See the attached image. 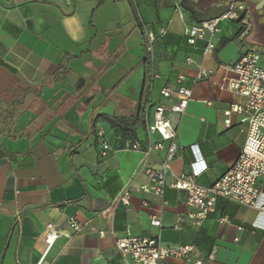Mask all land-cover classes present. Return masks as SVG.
<instances>
[{
	"label": "crops",
	"instance_id": "crops-1",
	"mask_svg": "<svg viewBox=\"0 0 264 264\" xmlns=\"http://www.w3.org/2000/svg\"><path fill=\"white\" fill-rule=\"evenodd\" d=\"M228 1L199 0L200 21L223 14ZM191 4L0 0V264H129L115 247L127 230L164 247L191 245L206 264H264V230L254 226L264 212L219 198L199 220L187 193L170 186L196 168L203 169L197 183L213 185L236 163L249 132L238 113L227 127L225 112L245 104L227 88L235 77L228 66L255 50V28L243 34V14L222 21L214 50L205 53L206 40L187 41L200 22L185 7ZM146 32L156 37L153 60ZM200 66L208 75L196 82ZM167 87L188 89L190 100L184 113L167 111L179 148L157 196L141 188L146 169H161L167 157L169 142L150 150L162 139L149 132L154 107L179 102L162 97ZM140 109L143 122L133 132L111 123ZM100 139L113 148L107 157ZM126 188L129 205L119 200ZM71 216L80 231L47 252L46 225L68 230ZM152 217L161 218V228Z\"/></svg>",
	"mask_w": 264,
	"mask_h": 264
},
{
	"label": "built area",
	"instance_id": "built-area-1",
	"mask_svg": "<svg viewBox=\"0 0 264 264\" xmlns=\"http://www.w3.org/2000/svg\"><path fill=\"white\" fill-rule=\"evenodd\" d=\"M197 4L199 0H191ZM243 14L242 22L245 25L243 34H248L253 27L250 18L248 6L244 0H229L228 9L216 18L196 22L187 30L186 37L190 44L196 40L203 39L207 41L205 53H211L215 45L213 37L220 31V23L225 20H234L240 18ZM156 37L152 32H146L144 36V46L146 57L154 58V45ZM228 69L235 75L228 81L227 88L245 98L243 106H234L225 112L227 119L225 124L230 127L232 122L229 116L232 113L243 115V122L249 124V132L246 143L236 163L224 173L213 185L202 186L197 183L196 178L203 169H194L192 175H176L171 187L185 191L187 193V204L196 211V218L204 220L208 215L215 211L216 203L219 198H225L234 201L240 205L252 206L261 213L264 212L262 202V191L259 184H264V67L261 65L260 53L257 50H247L241 57L228 66ZM208 71L200 66L196 74V82L205 79ZM165 99L177 97L178 104L168 109L163 104L155 107L154 119L149 125L150 134L157 133L162 141L155 143L150 150H164L165 142H169L167 148V157L163 166L159 170L147 168L145 171L146 184L142 186L141 191L152 193L157 196H163L166 182V173L171 169L173 157L178 151L177 129L172 125L167 116V111L174 113H184L188 101L190 100V91L181 88L177 91L167 87L161 91ZM101 144V155L107 157L113 150L111 144L104 140H99ZM133 149H139L138 143H135ZM196 165V164H194ZM130 189L126 188L120 195V201L129 205ZM151 225L162 227L160 217H152ZM257 228L264 230L263 224L255 223ZM80 231V225L74 216L68 219V230L57 227L53 223L46 225V243L47 252L54 243L61 237H70ZM104 236V233H100ZM115 247L120 257L129 264H169V259L175 258L192 264H206L201 259L193 246L184 245L176 248L162 246L159 241L151 237L134 236L130 230L126 235L115 237Z\"/></svg>",
	"mask_w": 264,
	"mask_h": 264
},
{
	"label": "trees",
	"instance_id": "trees-1",
	"mask_svg": "<svg viewBox=\"0 0 264 264\" xmlns=\"http://www.w3.org/2000/svg\"><path fill=\"white\" fill-rule=\"evenodd\" d=\"M185 7L193 13L194 18H196L197 20L200 21V19H199L201 17L199 14L200 11L197 8L196 4H191L190 6L186 5ZM202 21H204V20H202ZM140 111H142V109H140L135 116L111 119V123L113 125H116L117 127H119L121 130L133 132L134 127L136 125H138L140 122H143L142 119H140L141 118L140 117V113H141Z\"/></svg>",
	"mask_w": 264,
	"mask_h": 264
},
{
	"label": "flooded vegetation",
	"instance_id": "flooded-vegetation-1",
	"mask_svg": "<svg viewBox=\"0 0 264 264\" xmlns=\"http://www.w3.org/2000/svg\"><path fill=\"white\" fill-rule=\"evenodd\" d=\"M248 10L254 19H261L259 22L255 20L256 35L259 37L258 43L264 46V0H249ZM260 25H262L260 27Z\"/></svg>",
	"mask_w": 264,
	"mask_h": 264
},
{
	"label": "rangeland",
	"instance_id": "rangeland-1",
	"mask_svg": "<svg viewBox=\"0 0 264 264\" xmlns=\"http://www.w3.org/2000/svg\"><path fill=\"white\" fill-rule=\"evenodd\" d=\"M240 17H241V15H240ZM250 18H251V23L253 24V27L255 28V31H256V27H255V20L257 21V22H259L261 19H263V18H261V19H258V18H256V19H254V17L252 16V14L250 15ZM264 22V21H263ZM262 25H260V27H261ZM256 40H257V43L255 42V43H253V48L255 49V50H257L259 53H260V57H261V65L264 67V46H262V45H260L259 43H258V41L260 40L259 39V37L256 35ZM156 107H154V109H155Z\"/></svg>",
	"mask_w": 264,
	"mask_h": 264
}]
</instances>
